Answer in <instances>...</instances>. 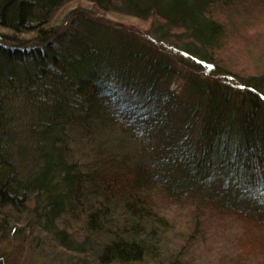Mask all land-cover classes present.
Segmentation results:
<instances>
[{"label": "trees", "instance_id": "16d2710c", "mask_svg": "<svg viewBox=\"0 0 264 264\" xmlns=\"http://www.w3.org/2000/svg\"><path fill=\"white\" fill-rule=\"evenodd\" d=\"M241 1L0 0V91L27 103L36 146L20 176L0 144V231L37 230L69 264H264V214L197 191L233 177L264 206V67L232 84L215 58L217 9ZM108 14L147 23L191 71Z\"/></svg>", "mask_w": 264, "mask_h": 264}, {"label": "rangeland", "instance_id": "374dc122", "mask_svg": "<svg viewBox=\"0 0 264 264\" xmlns=\"http://www.w3.org/2000/svg\"><path fill=\"white\" fill-rule=\"evenodd\" d=\"M217 12H220L219 15H221V19L228 29V36L223 48L215 53L216 62L224 69L220 68L224 71L220 76L222 79L230 80L232 84H238L241 82L239 77L246 78V75L258 74L264 67V0H242L233 8H218ZM106 18L127 25L138 43L152 54L164 55L170 60V63L179 70L182 69L183 72L191 71L187 65L178 61L182 56L172 43L157 40L154 35L147 32V23L131 17L119 18L111 14L106 15ZM2 43L3 45L7 44L6 41ZM226 70L232 71L236 75L232 76ZM179 83L180 80L173 79L171 86L177 88ZM7 95L8 93L4 95L3 91L2 94L0 91V99H3L6 104L3 105V108L7 109L3 120L4 124L0 128V144L6 151L5 162L8 161L11 170L15 174L18 172L20 176H26L32 170L30 163L34 152L33 147H36L31 135H29V122L26 124L29 110L27 103L24 106L22 103L16 104V100H21V97L15 98L10 94ZM129 135V132H126V135L121 134L120 137H123L128 144L127 146H132L137 141L134 142L135 139H131L133 136ZM71 140V138L68 139V145L71 147L72 154L75 157H84L83 146L88 145V140L78 138L75 140L76 143ZM140 151L142 153V150ZM233 179L231 177L225 180L224 177L218 175L217 178L215 176V179L213 177L212 185L209 190H206L207 192L204 190L201 181L200 184L203 189L198 185L197 191L205 195V193L215 194L222 189L223 191L218 194L223 199L231 200L240 206L251 209V211L264 214V206L256 203L249 189L246 190L244 186L236 184ZM74 228L76 230H73ZM33 232L36 236H33L28 228H22L19 232L13 230L0 231V264H69L68 260H73L77 256L74 251L68 252L67 249L56 246L48 237V239L46 238V235H39L41 233L37 230ZM72 232L76 236L75 240H79L82 236V231L80 228L78 229L77 222L73 223Z\"/></svg>", "mask_w": 264, "mask_h": 264}]
</instances>
